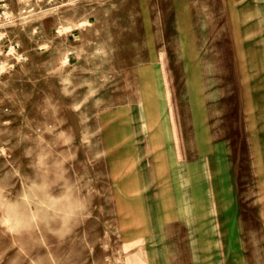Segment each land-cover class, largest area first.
Returning a JSON list of instances; mask_svg holds the SVG:
<instances>
[{"label":"rangeland","instance_id":"374dc122","mask_svg":"<svg viewBox=\"0 0 264 264\" xmlns=\"http://www.w3.org/2000/svg\"><path fill=\"white\" fill-rule=\"evenodd\" d=\"M1 34L25 58L0 75V264H215L213 211L161 193L195 128L203 161L232 140L264 264V0H5Z\"/></svg>","mask_w":264,"mask_h":264},{"label":"crops","instance_id":"0c3cea01","mask_svg":"<svg viewBox=\"0 0 264 264\" xmlns=\"http://www.w3.org/2000/svg\"><path fill=\"white\" fill-rule=\"evenodd\" d=\"M147 97L150 103V99L154 97L150 89ZM154 109L153 107L150 115L146 116L149 120L147 123L150 125L157 120ZM198 112L199 110L194 109V121L197 120V122L200 120L197 119V115L200 117ZM185 133L192 140L185 141L187 144L178 146L179 148L176 146L178 155L174 156V160H172L173 157L170 159L168 157L167 166L162 164L161 180L164 188L161 193L172 195V201L169 203L172 209H175L176 203L179 204L181 200L177 194L189 193L193 194L191 197L196 202L197 208L201 210L200 213L202 209L213 211L208 214L211 224L202 225L201 223L199 226V247L195 248L199 259L202 258L200 249L203 247L210 250L209 255H212L214 259L212 262L215 264H249V228L243 221L242 211L240 213L234 207L235 179L232 140L225 137L218 141L216 138L215 143L208 147L209 151L211 149L210 154L203 161V136L207 134L203 135L201 128H195L190 132L185 130ZM183 153L185 155H182ZM152 180H155L154 172ZM178 206L181 207L180 204L177 205L176 210ZM178 213L176 211V216H179ZM208 233L210 235L206 236L205 234Z\"/></svg>","mask_w":264,"mask_h":264},{"label":"built area","instance_id":"2783aa9c","mask_svg":"<svg viewBox=\"0 0 264 264\" xmlns=\"http://www.w3.org/2000/svg\"><path fill=\"white\" fill-rule=\"evenodd\" d=\"M5 4V0H0V7ZM5 34H1L0 38L2 39ZM6 47V46H5ZM3 48L0 56V75L7 72L11 67H15L20 61L25 58L24 51L20 50L19 42L11 43L7 46V48ZM10 57L14 59L13 62L10 63Z\"/></svg>","mask_w":264,"mask_h":264}]
</instances>
